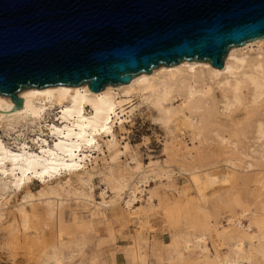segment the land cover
<instances>
[{
  "label": "bare ground",
  "instance_id": "6f19581e",
  "mask_svg": "<svg viewBox=\"0 0 264 264\" xmlns=\"http://www.w3.org/2000/svg\"><path fill=\"white\" fill-rule=\"evenodd\" d=\"M263 51L264 38L233 48L221 69L160 65L95 93L86 83L23 89L14 111L0 95V126L29 125L41 138L31 151L24 141L12 150L0 138V243L11 262L264 264ZM140 106L154 111L164 131L161 161L144 164L136 147L116 138L114 123L126 132ZM51 110L55 120L47 124ZM102 147L108 163L98 172L97 202L85 158ZM33 177L42 182L36 191ZM65 201L78 208L68 219ZM116 208L134 227L120 258L104 251L116 243L109 216ZM153 217L161 219L158 234Z\"/></svg>",
  "mask_w": 264,
  "mask_h": 264
},
{
  "label": "water",
  "instance_id": "95a60500",
  "mask_svg": "<svg viewBox=\"0 0 264 264\" xmlns=\"http://www.w3.org/2000/svg\"><path fill=\"white\" fill-rule=\"evenodd\" d=\"M264 38V0H0V95L86 83L92 92L179 62L221 69Z\"/></svg>",
  "mask_w": 264,
  "mask_h": 264
},
{
  "label": "rangeland",
  "instance_id": "374dc122",
  "mask_svg": "<svg viewBox=\"0 0 264 264\" xmlns=\"http://www.w3.org/2000/svg\"><path fill=\"white\" fill-rule=\"evenodd\" d=\"M212 92L214 95L217 96L218 92L214 90V87ZM135 103L136 101H134V104ZM55 115H56V110L49 111L48 118H46V123L48 124L53 120H55ZM113 127L116 132L117 139H120L122 137L131 146L136 147L144 164L148 163L149 160L161 161L165 158L162 152L165 134L162 127L159 125L158 122H156L154 118V111L146 110L144 106H140L139 109L135 110L134 115L131 118V121L125 124L126 132H119L117 130V123H114ZM41 130L43 131L44 128H41ZM39 133L40 132L36 128L30 127L29 125L24 128L17 126L13 131L10 132H7L5 129H3L0 126V138L2 139L3 143L9 146L12 150H17V148L21 146L20 145L21 142L24 141L25 147L29 151H31L29 146L35 148L40 143L41 138L38 139L39 142H36V138L38 137ZM41 135H44L42 136V138H45L47 136V132L43 131ZM31 139L33 141H31ZM47 140L51 142L52 139L48 138ZM251 143L252 142L250 139L247 145L249 146L251 145ZM102 149H103V153H97L93 151L91 153H86L88 157L85 158L86 162L92 159V162L88 164V170L94 174L93 184L95 190V199L97 202L99 201L98 193L100 192V188L102 187V183L100 181V176L98 175V172L102 171L103 166H106L108 163L107 152L104 149V147H102ZM124 161L125 158L121 156L120 164H122ZM175 177H177L175 180L176 184L181 185L183 182L182 177H180L179 175H176ZM29 185L31 186L32 191H36L42 186V182L40 180H37V178L33 177L29 182ZM20 197L21 196H19L17 200H19ZM14 203H15V199H11L10 204H14ZM73 209H78L75 207V203L73 201L64 202L63 215L65 219H68L69 213ZM120 210L121 209L116 208L115 211L109 212L111 222L113 223L112 229L114 231L116 243L107 245L104 248V251L106 252H111L114 250L115 254L119 258L121 257V249L123 246H125L126 243L130 241L129 236H131V233L134 228L132 225L129 226L125 224L124 220L121 217ZM151 223L154 226L156 234L161 232L160 229L162 228V224H161V219L159 217L151 218ZM98 231L104 235L107 230L104 226H99ZM1 235L2 232L0 231V239H1ZM89 249L90 247L85 251L88 252ZM0 264H25V263L21 256H18L16 258L15 263H12L10 258L7 256L6 252L4 251V247L2 246V243H0Z\"/></svg>",
  "mask_w": 264,
  "mask_h": 264
}]
</instances>
